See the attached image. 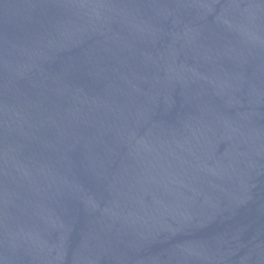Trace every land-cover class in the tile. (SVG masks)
<instances>
[{"label": "water", "instance_id": "1", "mask_svg": "<svg viewBox=\"0 0 264 264\" xmlns=\"http://www.w3.org/2000/svg\"><path fill=\"white\" fill-rule=\"evenodd\" d=\"M0 264H264V0H0Z\"/></svg>", "mask_w": 264, "mask_h": 264}]
</instances>
